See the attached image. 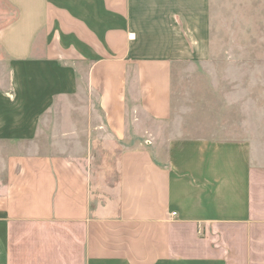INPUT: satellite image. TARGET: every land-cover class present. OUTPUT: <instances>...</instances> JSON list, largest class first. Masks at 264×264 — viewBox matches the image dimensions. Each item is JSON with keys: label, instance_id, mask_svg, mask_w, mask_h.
Instances as JSON below:
<instances>
[{"label": "crops", "instance_id": "crops-1", "mask_svg": "<svg viewBox=\"0 0 264 264\" xmlns=\"http://www.w3.org/2000/svg\"><path fill=\"white\" fill-rule=\"evenodd\" d=\"M5 2L0 141L25 148L0 174V264H264L256 117L173 113L210 0ZM98 111L117 145L101 171L66 146L97 134Z\"/></svg>", "mask_w": 264, "mask_h": 264}, {"label": "rangeland", "instance_id": "rangeland-1", "mask_svg": "<svg viewBox=\"0 0 264 264\" xmlns=\"http://www.w3.org/2000/svg\"><path fill=\"white\" fill-rule=\"evenodd\" d=\"M15 15V10L5 0H0V28L9 23ZM208 26L209 41L192 44L195 51L193 59L174 64L172 79L175 110L173 113L178 115L176 119H181V122L185 121L186 115L189 119L201 114H213L214 118H218L219 115L227 117L251 115L256 117V123L251 125L252 131H256L258 138L262 140L264 137V0H210ZM10 74L9 60L0 49V92L6 95L10 90ZM58 109L63 111L65 108ZM97 115V134L90 138L88 137L90 131L85 134L78 133L82 138L67 139L66 146L72 148L82 147L83 143L87 144L90 149H88V158L91 157L93 168L101 171V164L105 162L114 166L117 145L107 137L99 111ZM138 115L140 116L137 112L135 116ZM144 124L145 127L153 130V125L145 122ZM200 125L199 122L196 132L202 134L203 129ZM75 133L67 132V136L72 134L70 137H74ZM22 148H25L24 144L0 141V174L7 158L14 154L15 150L20 151ZM67 156L81 159V156H74L72 153H67ZM83 162L85 163V160L81 161L82 164ZM111 170L107 172L112 178Z\"/></svg>", "mask_w": 264, "mask_h": 264}, {"label": "built area", "instance_id": "built-area-1", "mask_svg": "<svg viewBox=\"0 0 264 264\" xmlns=\"http://www.w3.org/2000/svg\"><path fill=\"white\" fill-rule=\"evenodd\" d=\"M172 215H175V214H172Z\"/></svg>", "mask_w": 264, "mask_h": 264}]
</instances>
